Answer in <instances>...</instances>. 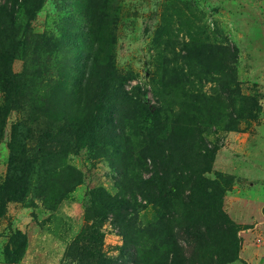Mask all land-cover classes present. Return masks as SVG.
I'll list each match as a JSON object with an SVG mask.
<instances>
[{"label": "rangeland", "instance_id": "rangeland-1", "mask_svg": "<svg viewBox=\"0 0 264 264\" xmlns=\"http://www.w3.org/2000/svg\"><path fill=\"white\" fill-rule=\"evenodd\" d=\"M1 6L17 9L11 68L24 93L6 110L0 91V264H91L85 247L101 202L120 196L136 202L124 223L137 236L107 216L98 231L109 264H173V254L179 264H264V0ZM1 13L0 52L12 42ZM75 92L99 117L95 102L110 94L117 150L62 145ZM138 153L141 178L160 181L133 196ZM17 180L24 196L2 201Z\"/></svg>", "mask_w": 264, "mask_h": 264}, {"label": "trees", "instance_id": "trees-1", "mask_svg": "<svg viewBox=\"0 0 264 264\" xmlns=\"http://www.w3.org/2000/svg\"><path fill=\"white\" fill-rule=\"evenodd\" d=\"M0 11L2 12V19L5 23L10 24V28H8L7 33L12 34V42H10L9 46L7 48L2 49L0 52V91L4 94V103L6 110L7 109H18L22 106V95L24 93V88L22 84V74H16L12 71V63L14 56L17 52V46L20 41V38L17 37V32L12 31L13 25H14V19H15V12L17 9L15 6H12L11 9H7L5 6L0 7ZM94 65V64H93ZM92 70H96L95 67H93ZM32 72V71H31ZM40 72L39 68H36L32 73V77L36 76ZM91 74V72H90ZM99 97V96H98ZM110 100H109V99ZM112 97L109 93H107V98L104 96H100L99 99L96 100L95 103L99 105V108L97 109L99 111L100 108H102L101 113V119H104V122H99L100 118L99 116H96L94 114L95 110L90 109V100L87 96L85 98L82 96L81 93H76L72 99V102L70 103L68 110L70 111V115L72 116L68 120L69 122L64 123V127L68 128V143H63L61 139H59L62 145H65L66 147L70 146V150L73 151V148L77 149L85 145L86 143L92 144L93 141L97 140L99 142H106L109 146L112 148H116V150L120 146V133L117 132L118 126L116 124V118L111 117V111L115 107V105H108L111 103ZM96 104V105H97ZM94 105V107L96 106ZM9 107V108H8ZM93 107V106H92ZM84 108H87V115L85 119L82 120V114ZM75 112L78 113V116H75ZM80 119V120H79ZM67 120V121H68ZM26 123H18L17 125L13 126L12 128V135L11 140L9 141V147L13 149V142L16 140V136H19L20 129L22 127H25ZM1 131V130H0ZM58 135V134H56ZM44 137V136H42ZM148 137L151 139L156 138V136H153L152 133L148 134ZM67 142V141H65ZM20 143V142H18ZM46 153H49L47 151L43 152V155ZM131 156V154H130ZM127 158V156H126ZM128 159V158H127ZM129 163L133 166L130 167V182H128V191H133L132 195L134 196L135 193H142L144 192L143 187L146 186V189L155 188L158 186L159 181L158 179H155L153 176H150V178L142 179L140 173L137 172V169L141 166H143V163L140 160V155L136 157H130ZM143 169V168H142ZM170 170L165 171V176L162 179H165L168 177ZM29 175V174H28ZM28 176H24L23 179H26ZM30 177V176H29ZM31 178V177H30ZM30 180V179H29ZM29 180L27 182V185H29ZM19 180L14 181L13 184H11L8 187L7 192L5 193L4 198L6 201H16L19 199V197L22 195L24 196L25 191L28 190L29 187L26 188H20L16 186L18 185ZM22 183H24V180H22ZM105 196V194H102ZM21 196V197H22ZM107 196V195H106ZM108 199V200H107ZM106 200L102 201V206L100 213L98 214L99 220L95 223L92 232H90L89 236V242L85 248V256L89 257L91 264H109V261L105 254L102 251L101 248V233L98 231L101 228L102 221L107 219V216L111 215L116 220L118 217H120V221H117V225L122 229L123 235L130 236L132 238L137 236L136 230L132 231L133 225H128L127 223H124V220L132 219L131 216H128L127 212L128 210L137 211L136 210V202L130 203L129 201H126L124 197L120 196L118 199H111L110 197H107ZM115 200V201H114ZM3 208V203L0 201V214L1 210ZM141 232V231H140ZM166 248V247H165ZM164 248V249H165ZM88 249V250H87ZM173 264H179L178 256L176 254H173Z\"/></svg>", "mask_w": 264, "mask_h": 264}]
</instances>
